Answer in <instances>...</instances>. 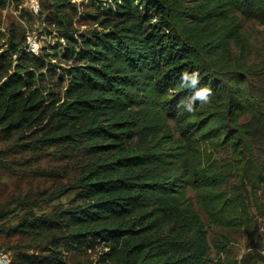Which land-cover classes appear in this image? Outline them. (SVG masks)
Here are the masks:
<instances>
[{
  "label": "trees",
  "instance_id": "trees-1",
  "mask_svg": "<svg viewBox=\"0 0 264 264\" xmlns=\"http://www.w3.org/2000/svg\"><path fill=\"white\" fill-rule=\"evenodd\" d=\"M89 1L99 27L62 31L68 67L23 47L17 34L0 54L4 134L29 128L49 143L85 144L98 159L73 184L80 206L56 219L32 216L7 233L63 229L57 242L69 249L108 245L104 263L184 264L207 245L188 188L222 231L249 227L246 194L264 188V58L243 65L232 51L241 42L247 57L241 17L264 24V0ZM184 70L199 71L198 87L213 93L193 113L181 103L191 96L178 85ZM220 149L230 153L223 163L214 157ZM183 214L194 231L173 228ZM231 240L219 232L216 253Z\"/></svg>",
  "mask_w": 264,
  "mask_h": 264
},
{
  "label": "rangeland",
  "instance_id": "rangeland-1",
  "mask_svg": "<svg viewBox=\"0 0 264 264\" xmlns=\"http://www.w3.org/2000/svg\"><path fill=\"white\" fill-rule=\"evenodd\" d=\"M63 1L59 6L57 0H0V54L10 51L12 35L17 34L23 47L63 68L68 67L71 61L63 55L67 40L61 37L62 31L88 33L99 24L96 9L89 0ZM241 23L240 34L249 44V50L244 57L241 42L234 41V61L257 64L264 58V24L242 17ZM42 85H49L48 80ZM214 157L223 163L230 153L220 149ZM97 161L82 143H49L39 131L29 128L7 137L0 129V256L6 255L9 264H109L104 263L105 253L109 251L104 243L81 250L58 244L63 229L33 227L26 232L7 233L21 221L31 222L32 216L56 219V212L80 206L82 200L73 184ZM246 195L250 197L249 227L222 231L209 224L202 210L196 207L195 191L187 189V202L200 212L206 224L207 245L192 251L184 264H234L250 257L264 261V188ZM182 218L174 229L178 227L182 233L196 229L192 218L184 214ZM219 232L232 239L221 254L216 253L213 243Z\"/></svg>",
  "mask_w": 264,
  "mask_h": 264
},
{
  "label": "clouds",
  "instance_id": "clouds-1",
  "mask_svg": "<svg viewBox=\"0 0 264 264\" xmlns=\"http://www.w3.org/2000/svg\"><path fill=\"white\" fill-rule=\"evenodd\" d=\"M200 73L197 70H184L179 74L178 85L182 89L191 91V96L186 97L181 103L183 110L188 113L196 111L197 102L200 104H208L211 102L213 93L210 87L201 86L200 84Z\"/></svg>",
  "mask_w": 264,
  "mask_h": 264
},
{
  "label": "built area",
  "instance_id": "built-area-1",
  "mask_svg": "<svg viewBox=\"0 0 264 264\" xmlns=\"http://www.w3.org/2000/svg\"><path fill=\"white\" fill-rule=\"evenodd\" d=\"M0 264H9V260L6 255L0 256Z\"/></svg>",
  "mask_w": 264,
  "mask_h": 264
}]
</instances>
